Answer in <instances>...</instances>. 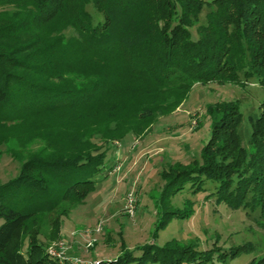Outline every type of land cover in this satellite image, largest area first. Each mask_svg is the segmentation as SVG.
<instances>
[{
    "label": "trees",
    "instance_id": "16d2710c",
    "mask_svg": "<svg viewBox=\"0 0 264 264\" xmlns=\"http://www.w3.org/2000/svg\"><path fill=\"white\" fill-rule=\"evenodd\" d=\"M0 2L31 4L30 22L37 27L72 15L68 25L76 33L69 42L61 39V48L68 46L69 53L58 60L76 59L78 71L96 77L75 88L48 87L10 72L0 57V113L18 116L27 109L42 114L72 111L107 122V128L96 133L111 144L112 138H124L131 132L135 119L151 120L160 109H174L176 105H162L171 91L179 94V103L183 92L188 93L196 83L245 84L256 76L264 86V0ZM91 2L97 12L103 13L102 18L88 10ZM38 68L41 74L51 77L76 70ZM13 85L24 90L19 102L14 101ZM214 105L210 104L208 111L220 117L215 119L202 151L205 162L174 173L170 168L162 174L166 182L159 199L161 217L155 235L173 217L191 215V210L170 209L171 196L184 190L189 182L197 186L195 190H201L208 180L217 181V202L234 209L259 208L264 217V101L259 112L249 113L250 133L243 124L244 113L238 101L217 102L213 109ZM108 151V146L100 145L29 160L23 170L33 167L35 175L24 172L0 184V219H4L0 225V264H59L33 237L26 246L31 223L41 214L56 211L62 203L73 205L84 200L95 188L99 174H104ZM59 221L57 233L63 224ZM249 248L218 253L224 259L256 249ZM138 251H125L105 264H207L215 252L203 255L195 245L174 241L164 246L146 243ZM256 257L249 264H264V255Z\"/></svg>",
    "mask_w": 264,
    "mask_h": 264
},
{
    "label": "rangeland",
    "instance_id": "374dc122",
    "mask_svg": "<svg viewBox=\"0 0 264 264\" xmlns=\"http://www.w3.org/2000/svg\"><path fill=\"white\" fill-rule=\"evenodd\" d=\"M31 7L29 3L0 2V57L6 68L39 85L55 88H75L96 80L83 73L87 71H78L76 59L58 60L69 53L68 46L61 48L62 40L69 42L76 33L68 25L72 15H65L49 26L37 27L30 22ZM87 8L96 18L103 17L93 2ZM193 31L195 33V29ZM41 63L45 66H39ZM38 67L76 70L51 77L41 74ZM12 89L14 101L19 102V96L25 95L24 90L16 85ZM183 93L179 103L177 92L167 93L162 105H176L174 109H160L151 120L135 119L132 126L135 133L130 127L131 132L128 131L126 137L112 138L111 144L96 133L104 131L107 122L94 121L72 111L42 114L27 109L21 110L18 116L1 112L0 184L9 183L24 172L35 175L33 167L23 170L29 160L48 159L60 151L76 153L83 148L109 147L104 174H99L95 188L84 200L73 205L62 203L56 211L35 218L26 246L34 238L35 243L40 242L47 250L64 243L69 253L71 236L86 252V256H72L81 257L84 262L109 261L125 251L138 253V247L146 243L164 246L169 241L195 245L203 255L215 251L207 264H225L224 260L226 264H249L258 258L256 256L264 255V217L260 209H234L217 202L218 182L213 180H208L201 190H195L197 186L189 182L184 190L171 196V210H191L192 213L184 218L173 217L155 235L161 217L159 199L166 182L163 172L172 168L174 173L205 162L202 151L211 137L215 119L220 117L207 107L215 104L214 109L217 102L238 101L244 113L243 124L250 133L249 113L259 112L264 101V86L256 76L245 84L196 83L188 93ZM110 125L114 127L115 123ZM244 144H248V140L245 139ZM130 191L136 195L134 214L126 207L125 196ZM59 220H63V224L57 233ZM3 222L4 219H0V225ZM99 227L101 230L96 231ZM63 232L67 237H63ZM239 247L256 249L220 258L218 251Z\"/></svg>",
    "mask_w": 264,
    "mask_h": 264
},
{
    "label": "built area",
    "instance_id": "2783aa9c",
    "mask_svg": "<svg viewBox=\"0 0 264 264\" xmlns=\"http://www.w3.org/2000/svg\"><path fill=\"white\" fill-rule=\"evenodd\" d=\"M119 165H117L116 169ZM136 195L130 191L125 196L126 207L131 214L135 213V199ZM100 227L96 231H100ZM48 253L55 259L58 260L59 264H105L106 261H94V262H84L81 257H73L68 253V247L66 244L62 243L60 245L52 246L48 249Z\"/></svg>",
    "mask_w": 264,
    "mask_h": 264
},
{
    "label": "crops",
    "instance_id": "0c3cea01",
    "mask_svg": "<svg viewBox=\"0 0 264 264\" xmlns=\"http://www.w3.org/2000/svg\"><path fill=\"white\" fill-rule=\"evenodd\" d=\"M73 229H75V225H74ZM62 234H63V237L64 236L67 237L65 235V232H63ZM69 239L71 240L69 245H72L71 248H70L69 254L71 256L72 255H77V256H81L82 255V256H86V252L84 253V250L82 249L81 244L74 237H71L70 236Z\"/></svg>",
    "mask_w": 264,
    "mask_h": 264
}]
</instances>
